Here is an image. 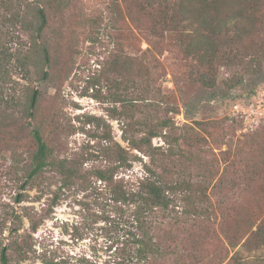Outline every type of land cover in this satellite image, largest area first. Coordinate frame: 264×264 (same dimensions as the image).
<instances>
[{"label":"rangeland","instance_id":"1","mask_svg":"<svg viewBox=\"0 0 264 264\" xmlns=\"http://www.w3.org/2000/svg\"><path fill=\"white\" fill-rule=\"evenodd\" d=\"M64 1L67 6L63 9ZM109 3L110 0H22L19 7L20 15L34 21V25L38 23L37 7L44 9L46 22L39 43L48 48L50 61L43 68L48 78L39 79V69L33 68L28 79H19L20 89L16 94L21 95L24 90L23 95L27 96L30 89L38 93L37 110L45 124L43 132L58 156L75 157L81 151L96 155L108 130L116 142L127 146L121 137L123 121L110 116V108L118 109L121 105L95 96L99 87L94 88L91 83L100 69L107 68L106 61L112 53L139 56L147 41L126 19L116 21L113 26ZM2 14L5 13L0 4V43L4 41L2 34L6 27ZM13 28L18 31L19 25ZM19 34L21 41L7 44L12 50L20 45L26 50L31 43L30 33L20 31ZM149 58L156 85L164 94L159 96L165 100L162 108L167 104L179 110L168 113L178 127L171 134L175 140L170 147L173 153L159 164L169 168L172 175L180 166H186L188 171L181 170L190 172L193 178L202 173L210 176L211 203L208 213L202 217L183 218L176 224L173 220L158 219L155 234L163 248V257L154 264H231V256L236 251L248 259V264H264V246L247 250L239 244L231 247L225 237V232L240 233L247 228V213L258 214L256 224L264 217V186L261 189L259 182L251 179V165H247L251 163L264 180L261 158L264 149L259 145H264V82L253 91L244 85L231 91L229 96L205 101L187 119L183 115L182 94L190 97L209 94L208 90L200 91L196 84L186 81L191 62L176 48L154 52ZM227 73L221 68L219 81ZM19 77L13 74L15 79ZM99 86L105 94L106 82ZM134 115L143 120L146 113ZM29 122L26 137H30L29 130L34 126L30 119ZM195 134L201 137L199 143L192 140ZM24 135L14 133L15 140L9 144L6 140L11 135L0 131V250H6L9 264H45V260L108 264L113 248L96 229L102 221L93 227L81 226L78 230L81 236H77L72 232V224H80L83 218L74 198L64 193L52 206L50 189H55L57 183L50 189L29 188L25 180L29 154L21 145ZM152 146L168 147L160 136L152 138ZM131 152L137 157L121 175L135 181L144 174V163L152 165L139 151ZM91 164L92 161L87 162V166ZM33 220L37 223L35 231L30 228ZM256 224L249 229L254 230Z\"/></svg>","mask_w":264,"mask_h":264},{"label":"trees","instance_id":"2","mask_svg":"<svg viewBox=\"0 0 264 264\" xmlns=\"http://www.w3.org/2000/svg\"><path fill=\"white\" fill-rule=\"evenodd\" d=\"M21 2L0 0L5 13L1 17L6 21L3 24L6 26L2 34L4 41L0 43V131L11 135L6 143L13 144L14 133L25 134L30 126L29 119L34 122L29 130L30 137L24 135L21 141L29 154L25 177L29 188L50 189L57 183L55 189H50L52 206L64 193L72 196L83 218L80 224H72V232L77 236H81L78 231L81 226L93 227L102 221L96 229L113 248V257L108 264H154L163 257V248L155 234L158 219L173 220L176 224L183 218L202 217L208 213L211 203L208 194L210 176L202 173L193 178L190 172L181 170L186 168L188 171L186 166H180L172 175L169 168L159 164L173 153L170 147L175 140L171 134L178 127L168 113L179 110L167 104L162 108L165 100L159 96L164 94L156 85L149 56L165 49H180L191 62L186 81L196 84L200 91L208 90L207 96L190 97L179 87L183 93V115L187 119L192 118L205 101L229 96L231 91L244 85L253 91L264 82V38H261L264 34V0H110L108 13L112 25L126 19L147 41V47L139 56L112 53L106 61L107 68L100 69V74L91 83L92 87H99L95 96L121 105L118 109L111 107L110 116L123 121L121 137L127 146L116 142L108 130L96 155L81 151L75 157L56 155L52 142L45 137V124L37 110L38 93L36 95L34 89H30L27 96L23 95L24 90L23 94H16L20 89L19 79H28L33 68L39 69V79L48 78L43 68L50 61L48 48L39 43L43 38L46 13L37 7L38 23L34 25V21L20 15ZM66 6L64 1L63 9ZM18 25L16 31L13 27ZM20 31L30 33L31 43L26 50L23 45L12 50L7 44L21 41ZM221 68L228 73L219 81ZM14 73L20 77L13 78ZM103 82H106L105 94L99 86ZM135 112L146 115L139 120ZM156 136L162 137L168 145L166 149L152 146V138ZM182 137L187 141L186 136ZM200 139L196 134L192 137L198 143ZM187 144L190 146L191 142ZM259 145L264 149L262 143ZM131 150L147 156L149 163L160 170L144 163V174L140 178L126 179L121 171L131 168L132 160L137 157ZM261 158L264 164L263 150ZM88 161H92L89 166ZM247 165H251V179L257 180L262 189L263 178L251 163ZM49 172L52 174L48 175ZM257 220L258 214L247 213L244 231L225 232L228 245L236 247L239 244L246 250L264 246V217L256 224ZM254 224L256 228L249 229ZM36 227L37 223L31 221V230L35 231ZM239 255L236 251L231 256V264L249 263ZM0 264H9L4 248L0 250ZM45 264L67 263L65 260H45Z\"/></svg>","mask_w":264,"mask_h":264}]
</instances>
